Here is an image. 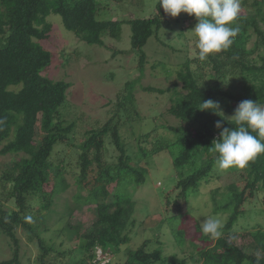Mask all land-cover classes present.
Listing matches in <instances>:
<instances>
[{
	"label": "trees",
	"instance_id": "trees-1",
	"mask_svg": "<svg viewBox=\"0 0 264 264\" xmlns=\"http://www.w3.org/2000/svg\"><path fill=\"white\" fill-rule=\"evenodd\" d=\"M155 7L159 14L152 17L113 20L101 16L104 6L100 0H0V153L19 156L6 165L0 177V232L15 247L14 256L0 260V264H21L18 227L37 242L41 249L37 262L41 264H114L113 250L131 241L129 227L135 224L136 209L133 190L145 183L149 173L141 163L161 151L169 152L178 172L177 196L168 205L174 204L180 216L184 215L181 201H187L192 190L214 176L220 181V175L214 172L217 154L210 150L213 140L220 138L223 128L235 127L230 117L241 101L250 99L264 105V0H241V11L233 24L239 32L227 50L210 54L205 61L196 58L193 63L187 59L178 69L173 88L142 86L148 92L172 91L168 111L178 125H165L175 136L153 141L151 149L144 143L157 129L142 134L138 154L133 157L139 163L127 153L121 136L124 119L120 114L132 113L135 107V90L129 82L114 116L86 131L78 143V138L72 137L75 123L68 122L63 111L72 84L44 74L54 61V53L43 44L51 37L53 24L48 17L54 13L61 15L65 27L81 40L106 47L104 38L110 35L121 39L122 26L129 23L142 77L148 59L145 46L163 25L165 13L159 0ZM115 51L114 55L124 52ZM207 100L216 102L219 110H201L202 102ZM138 115L137 111L128 117ZM217 121L222 123L220 129L215 126ZM107 139L119 152L115 161L107 157ZM60 143H70L79 151L80 170L75 180L80 190L87 189L88 196L78 194L76 207L81 201V205L94 203L97 215L89 239L75 247H66L63 241L59 245L55 241L48 243L41 234V227H48V214L57 196L70 187L64 158L56 161L53 157ZM237 179L242 184L232 181L225 186L226 192L219 183L208 191L215 204L214 212L227 213L219 238L202 233V244L196 245V252L181 258L166 257L160 248L150 250L145 240L130 250L125 262L116 264H264V224L257 223L245 232L234 229L249 212L244 207L248 201L259 197L264 203V154L240 169ZM5 194L15 209H5ZM76 207L66 212L65 218L72 217ZM197 229L202 232L199 224ZM58 231L71 240L76 235L69 224ZM239 239H243L241 243ZM99 248L104 259L111 256L106 263L98 258ZM59 257L64 260L58 261Z\"/></svg>",
	"mask_w": 264,
	"mask_h": 264
},
{
	"label": "rangeland",
	"instance_id": "rangeland-1",
	"mask_svg": "<svg viewBox=\"0 0 264 264\" xmlns=\"http://www.w3.org/2000/svg\"><path fill=\"white\" fill-rule=\"evenodd\" d=\"M100 1L104 6L101 16L106 19L131 20L159 14L155 7L158 0ZM48 20L53 24V31L51 37L45 39L43 44L54 53V61L44 74L55 80L65 79L72 84L68 101L63 105V111L68 122L75 123L72 137H77V142L83 140L86 131L97 125H103L114 116L117 104L123 98L122 94L126 92L128 82L129 87L133 86L136 98L135 107H132L131 111L132 113L138 111L139 115L129 118L128 116H132V113L120 114V117L123 115L124 119H121L120 126H123L121 136L127 153L135 158L138 154V142L141 135L152 129L157 130L147 143H144L150 149L153 141L175 136L173 131L164 127L178 125V120L168 111L172 91L160 94L144 91L142 86L173 88L182 63L187 59L194 63L198 58L197 38L192 31L197 23L194 15L185 12L175 17L167 13L163 15L162 28L156 35L149 38L145 46L148 59L142 77L138 69L139 54L132 48V29L129 23L122 26L121 39L117 40L110 35L104 38L106 47L88 44L81 40L65 27L61 15L53 13ZM252 44L253 42L250 46ZM115 50L124 52L114 55ZM138 77H140L139 80ZM180 87L181 83L178 89ZM109 139L106 141V148L109 149L107 157L110 161H115L119 152ZM78 155V149L70 143H60L55 147L53 157L56 161L64 158L67 169L65 176L70 187L57 196L53 211L48 214V227H41V234L48 243L55 241L59 245L63 241L66 247L82 245L89 239L91 228L96 225L97 215L94 203L81 205L84 201L80 200V206L75 205L78 194L88 196L87 189L80 190L75 180V175L80 170ZM18 157L0 153V177L6 165ZM134 158L133 161L140 162ZM141 164L148 168L149 173L145 183L133 190L136 209L133 215L135 224L129 227L131 241L120 250H113L112 262L114 264L125 262L130 250L137 249L145 240L149 241L148 249L160 248L166 257L177 255L181 258L196 252V245L202 244L200 240L202 232L198 231L197 224L201 226L202 221L208 217L219 219L223 225L227 221V213L214 212L215 204L208 191H212L220 184L226 192L225 186L235 180V185H241L242 181L237 179L240 168L220 170L216 166L214 172L220 175V181L214 176L210 181H203L197 190H192L194 192L188 200L181 201L184 215L180 216L174 204L168 205L169 202H174L177 196L175 185L178 181V172L174 167L173 157L168 151H161L142 161ZM113 188L114 186L110 189L113 190ZM2 198L5 209L16 208L8 195L5 194ZM73 206L76 207L74 214L72 217L65 218L66 212L71 211ZM244 207L249 212L238 221L234 227L235 230L245 232L244 229L252 228L257 223L264 224V203L261 198L251 199ZM36 208H40V205H36ZM67 224L76 232L72 240L67 238L68 235H61L58 231ZM17 235L20 243L21 264H41L37 262L41 254L37 242L31 241L22 227H18ZM243 239H239L238 242L241 243ZM11 244L9 238L0 232V260L14 256L15 247ZM110 258L111 256L107 260ZM60 259L62 257H59L58 261Z\"/></svg>",
	"mask_w": 264,
	"mask_h": 264
},
{
	"label": "clouds",
	"instance_id": "clouds-1",
	"mask_svg": "<svg viewBox=\"0 0 264 264\" xmlns=\"http://www.w3.org/2000/svg\"><path fill=\"white\" fill-rule=\"evenodd\" d=\"M159 3L164 12L173 17L181 12L195 16L198 22L192 31L197 38L200 61L207 60L210 54L227 50L239 32V27L233 24L239 17L241 0H159ZM213 108L219 110L212 100L202 102L200 107L201 110ZM230 118L235 127L223 128L220 138L213 140L210 146L217 154L216 165L220 170L243 169L258 155L264 154V105L243 100ZM215 126L220 129L222 123L217 121ZM222 228V222L213 217L205 218L201 223L202 233L213 239L222 235Z\"/></svg>",
	"mask_w": 264,
	"mask_h": 264
},
{
	"label": "built area",
	"instance_id": "built-area-1",
	"mask_svg": "<svg viewBox=\"0 0 264 264\" xmlns=\"http://www.w3.org/2000/svg\"><path fill=\"white\" fill-rule=\"evenodd\" d=\"M98 258H101L103 263H106L107 261H109V260H107L108 258H105V259L103 258L101 249L98 250Z\"/></svg>",
	"mask_w": 264,
	"mask_h": 264
}]
</instances>
